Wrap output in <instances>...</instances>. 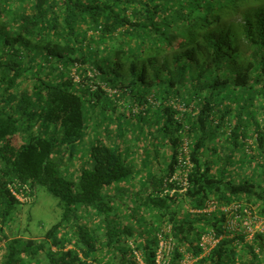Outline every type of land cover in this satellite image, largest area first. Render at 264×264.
Listing matches in <instances>:
<instances>
[{
    "label": "trees",
    "instance_id": "obj_1",
    "mask_svg": "<svg viewBox=\"0 0 264 264\" xmlns=\"http://www.w3.org/2000/svg\"><path fill=\"white\" fill-rule=\"evenodd\" d=\"M46 64H58L57 75L45 74ZM147 96L160 105L133 115ZM102 97L131 100L120 115L132 124L157 118L148 133L161 135L169 151L165 170L134 194L122 187L134 174L123 148L97 138L84 143L92 121L85 103L96 106ZM174 99L193 104L192 113L178 117L164 105ZM112 114L117 130L123 122ZM182 132L193 163L189 187L183 196L160 198ZM237 153L257 168L258 180L230 170ZM74 160L84 167L71 169ZM37 188L62 210L39 240L14 226ZM20 192L26 202L15 197ZM132 195L135 206L126 207L122 200ZM211 198L246 200L264 216V0H0V264H139L133 248L153 264L164 222L175 239L169 264H180L185 252L196 257L191 264H264L259 234L241 248L223 236L201 255L200 233L220 232L219 220L187 210ZM82 210L101 216L102 234L78 222Z\"/></svg>",
    "mask_w": 264,
    "mask_h": 264
},
{
    "label": "rangeland",
    "instance_id": "obj_2",
    "mask_svg": "<svg viewBox=\"0 0 264 264\" xmlns=\"http://www.w3.org/2000/svg\"><path fill=\"white\" fill-rule=\"evenodd\" d=\"M58 66H59L58 64H54V66L50 64H46L41 68V70L44 71V73L54 72L53 74L57 75L58 72L53 70ZM61 67L64 73H68V71L70 70V68L65 64H62ZM17 90L19 91L20 89H16L15 92ZM105 105L110 108L112 106V101L106 100L105 97H102L99 104L96 106L90 105L87 102L85 103L86 113H89V115L91 117H94V119L89 117V120L92 121L91 124L87 126V130H86L87 139H85L84 143L88 144L92 139L97 138L102 140L109 147L117 149L118 145L120 146V144L118 143V138L121 139L122 141H124L125 139L127 143L133 144L132 146L130 145L131 147H133V149L142 150V156L139 157L137 154L138 150L135 151L127 150L128 154H124L122 149L120 150V152L122 151L121 155L126 165L131 166L134 169V174L132 177H135L140 180L142 177L146 178L148 176V174H145L146 172L149 173V176H151L152 171H153L152 176L154 175L159 176L165 170L170 155H168L166 151L165 141H163L162 136L156 132L151 134L148 133L149 130L154 131L152 129L158 127L157 125H155V123L158 121L157 118L153 117L148 119L147 124H140V123L132 124V122L129 121V119L122 118L120 112L116 111L115 114H116V118L118 119L117 122H123V123L119 124L118 127H116L118 133L116 136H114L112 135L113 131L115 130L114 124H116L112 121L113 120L112 111H114V109L110 111L103 110L102 108H104ZM137 143L140 146H137ZM150 152L152 154H150ZM220 152L223 156V151ZM238 153L234 157L236 163L233 165L232 168H230V170H232L233 173H236L238 177L245 176L247 178L251 177L252 181L258 180L259 178H258V171L256 170L257 168L254 169L251 166L249 167L248 164L246 163L239 162L241 160V155ZM155 154L157 155V158L154 156ZM76 160L72 162L75 164L72 166L73 168L71 169L74 170L76 169L77 171L78 167L80 168L84 166L79 165L78 161ZM84 160H87V151L84 153ZM72 163H70L68 166H71ZM64 164H67L65 158H64ZM75 177H76V173H72L69 176H67V178L70 180H74ZM147 180H144V182H147ZM140 183L141 182H138V180L132 179L126 182V184L122 185V187L124 186V188L128 191L129 194H134L136 191H140L141 188ZM129 197L124 196L122 203L126 204L127 205L126 207L133 208L135 206L134 203L135 197H133V195L132 197L130 198ZM115 209L117 214L119 213L122 215H126L124 218L125 219L124 221H126V223L134 225L133 219L127 214H125L126 212L124 211V209H122V207H117ZM61 215H62V210L58 206V201L55 198H53L51 195H49L44 189L37 188L32 202L30 204H24L21 207V211L17 214L18 218L16 219L14 226L16 225V229L18 230L20 236L24 238H34L39 240L42 239L45 231L53 223H55L61 218ZM135 215L142 216V219H145L147 221H149L150 218H154V215H150L145 211H141V210H136ZM77 220L78 222H82L85 224L84 227L85 230L92 229L97 234H102L100 229L103 228L104 223L101 222V216L99 215L93 216L90 214L88 215V213H85V211L82 210L80 211V216L78 215ZM139 226L144 227L142 220L141 223H139ZM97 255H100V252H98ZM263 261H264V257H263Z\"/></svg>",
    "mask_w": 264,
    "mask_h": 264
},
{
    "label": "built area",
    "instance_id": "obj_3",
    "mask_svg": "<svg viewBox=\"0 0 264 264\" xmlns=\"http://www.w3.org/2000/svg\"><path fill=\"white\" fill-rule=\"evenodd\" d=\"M77 80V77L76 79ZM109 91V90H108ZM118 95L116 90H111V93ZM159 106L160 103L155 101L153 96H147L144 105L133 107L131 113L133 115L140 114L147 106ZM165 106L171 107L178 113V117L187 113H192L193 104L188 105L185 102L177 99L164 102ZM185 127L184 133L187 132ZM182 132L181 144L178 148L176 156V164L173 173L165 179L162 187L158 192L160 198H173L174 196H183L186 194L189 187V175L193 168V163L190 158V140ZM20 202H26L29 197L24 196L22 192L14 194ZM190 214L200 215L204 217H214L218 219L219 231L215 227H208L202 231L197 239V244L201 248V255H206L216 245L218 240L223 236L225 238H235L238 248H241L245 243L251 244L257 234L264 237V216L259 214L258 208L247 202L246 200H232L229 203H220L214 198H211L203 204L199 209L189 208ZM171 223L164 222L156 232L157 247L153 256V264H169L171 253L174 250L175 239L171 233ZM239 236L244 239L240 241ZM133 248V246H131ZM257 251V249H256ZM0 251V258H1ZM139 264H145L142 260L140 252L133 248ZM196 257H193L189 252H185L180 264H191Z\"/></svg>",
    "mask_w": 264,
    "mask_h": 264
},
{
    "label": "crops",
    "instance_id": "obj_4",
    "mask_svg": "<svg viewBox=\"0 0 264 264\" xmlns=\"http://www.w3.org/2000/svg\"><path fill=\"white\" fill-rule=\"evenodd\" d=\"M112 101V106L109 108L108 106H106L109 110L110 109H114V111H112V113H115L116 111H119L120 112V114H125V108H126V106H129L130 105V102H131V100H129V99H127V98H115V99H113V100H111ZM106 108V109H107ZM107 109V110H108ZM118 143L120 144V146L118 145V148L120 149L121 147L123 148L122 149V151L124 152V154H128V152H127V150L128 151H130V150H133V151H135V150H138V157L139 156H142V150H140V149H133V147H131L133 144H128V145H126V146H124V143H122L121 141H118ZM131 145V146H130ZM137 146H140L138 143H137ZM166 147V151H167V153H169V151L167 150V146H165ZM144 148V147H143ZM148 148H149V146H148ZM150 154H152L151 152H150ZM168 162V161H167ZM145 174H148V176L146 177V178H141L140 180L139 179H137V178H135V177H131L130 179H128L127 181H130V180H132V179H136V180H138V182H141V181H144V180H147L148 178H149V173H145ZM152 175H153V171H152ZM124 185V184H123ZM124 187V186H123ZM137 192V191H136Z\"/></svg>",
    "mask_w": 264,
    "mask_h": 264
},
{
    "label": "clouds",
    "instance_id": "obj_5",
    "mask_svg": "<svg viewBox=\"0 0 264 264\" xmlns=\"http://www.w3.org/2000/svg\"><path fill=\"white\" fill-rule=\"evenodd\" d=\"M107 89V88H106Z\"/></svg>",
    "mask_w": 264,
    "mask_h": 264
}]
</instances>
